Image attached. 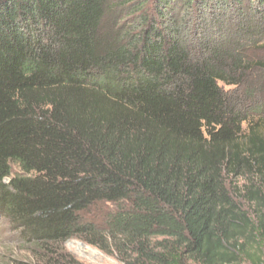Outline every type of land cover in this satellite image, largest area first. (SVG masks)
I'll use <instances>...</instances> for the list:
<instances>
[{
    "label": "trees",
    "instance_id": "trees-1",
    "mask_svg": "<svg viewBox=\"0 0 264 264\" xmlns=\"http://www.w3.org/2000/svg\"><path fill=\"white\" fill-rule=\"evenodd\" d=\"M263 51L264 0H0V211L33 257L256 262Z\"/></svg>",
    "mask_w": 264,
    "mask_h": 264
},
{
    "label": "rangeland",
    "instance_id": "rangeland-1",
    "mask_svg": "<svg viewBox=\"0 0 264 264\" xmlns=\"http://www.w3.org/2000/svg\"><path fill=\"white\" fill-rule=\"evenodd\" d=\"M117 11V10H116ZM115 11V12H116ZM117 17L122 24H126V28L136 26V16H131L129 11L124 12V8L117 11ZM259 58L264 57V51L258 54ZM221 86L226 91H231L234 87H228L224 84ZM264 100V99H263ZM14 176L22 175V171L18 165L12 166ZM9 182V180H7ZM115 211L114 206L103 203L93 208L92 213L94 219L89 217L96 227L106 226V218ZM32 245L25 242L19 231H17L8 219L0 211V264H48L43 263L33 257ZM64 253L72 256L76 261L74 264H124L115 253L104 252L97 247L88 244L80 238L74 237L63 244ZM256 262L250 260L242 261L234 264H264V251L258 254Z\"/></svg>",
    "mask_w": 264,
    "mask_h": 264
}]
</instances>
